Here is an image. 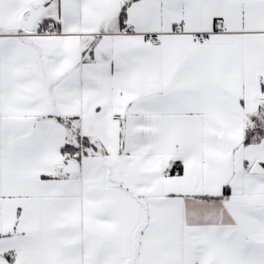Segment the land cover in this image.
I'll return each instance as SVG.
<instances>
[{"label": "snow or ice", "instance_id": "obj_1", "mask_svg": "<svg viewBox=\"0 0 264 264\" xmlns=\"http://www.w3.org/2000/svg\"><path fill=\"white\" fill-rule=\"evenodd\" d=\"M0 264H264V0H0Z\"/></svg>", "mask_w": 264, "mask_h": 264}]
</instances>
